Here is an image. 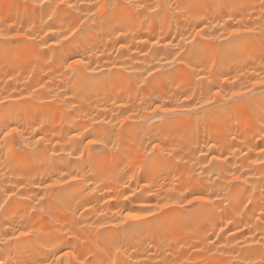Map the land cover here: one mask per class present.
<instances>
[{"label": "bare ground", "instance_id": "obj_1", "mask_svg": "<svg viewBox=\"0 0 264 264\" xmlns=\"http://www.w3.org/2000/svg\"><path fill=\"white\" fill-rule=\"evenodd\" d=\"M262 81L264 0H0V264H264Z\"/></svg>", "mask_w": 264, "mask_h": 264}, {"label": "snow or ice", "instance_id": "obj_2", "mask_svg": "<svg viewBox=\"0 0 264 264\" xmlns=\"http://www.w3.org/2000/svg\"><path fill=\"white\" fill-rule=\"evenodd\" d=\"M76 63H79V61H76ZM262 83H264V81H262ZM216 95H219V93H216ZM233 96H239V95H241L240 93H236V92H234L233 94H232ZM209 101H205V103H208ZM163 110V109H162ZM17 130L15 129V128H13L12 130H11V132H5L4 133V136L5 137H7V136H9V135H11L12 133H15ZM100 141H98V140H95V139H93V140H89L88 141V143L89 144H97V143H99ZM153 147H155V145H153ZM234 179H239V177H234ZM57 183H59V182H57ZM196 199H200V197H195ZM190 202V201H189ZM128 218H130V219H140V217H138V216H131V215H129V217ZM20 235L21 236H23V235H25V233H23V232H21L20 233ZM117 251H119V250H117ZM65 255H69V253H65Z\"/></svg>", "mask_w": 264, "mask_h": 264}]
</instances>
